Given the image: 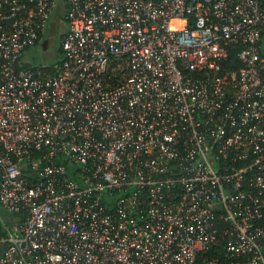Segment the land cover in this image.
<instances>
[{
  "label": "built area",
  "instance_id": "obj_1",
  "mask_svg": "<svg viewBox=\"0 0 264 264\" xmlns=\"http://www.w3.org/2000/svg\"><path fill=\"white\" fill-rule=\"evenodd\" d=\"M63 1L29 66L0 0V264H264V0Z\"/></svg>",
  "mask_w": 264,
  "mask_h": 264
},
{
  "label": "rangeland",
  "instance_id": "obj_2",
  "mask_svg": "<svg viewBox=\"0 0 264 264\" xmlns=\"http://www.w3.org/2000/svg\"><path fill=\"white\" fill-rule=\"evenodd\" d=\"M64 1L63 0H56V6L54 13L51 15V19L56 23L55 26V39L51 43V45L44 49L40 44L30 47L24 53V61L29 66H38V65H49L55 63L60 60L61 55L57 53V49L59 46V37L60 35L66 30V23L60 17L61 10L63 11ZM262 51L264 52V37L262 39ZM0 219L7 222L9 227L12 229L13 233H15V228L13 223L10 222L11 214L4 210L0 206Z\"/></svg>",
  "mask_w": 264,
  "mask_h": 264
},
{
  "label": "water",
  "instance_id": "obj_3",
  "mask_svg": "<svg viewBox=\"0 0 264 264\" xmlns=\"http://www.w3.org/2000/svg\"><path fill=\"white\" fill-rule=\"evenodd\" d=\"M54 34H55V22L51 21L49 33H48L47 37L44 39V41L42 42V47L44 49H46L49 46V44L51 43V41L53 39Z\"/></svg>",
  "mask_w": 264,
  "mask_h": 264
},
{
  "label": "flooded vegetation",
  "instance_id": "obj_4",
  "mask_svg": "<svg viewBox=\"0 0 264 264\" xmlns=\"http://www.w3.org/2000/svg\"><path fill=\"white\" fill-rule=\"evenodd\" d=\"M54 39H55V34H54V36H53V39H52L51 43L54 41ZM59 39H60V38H59ZM51 43L49 44V46L51 45ZM38 44H40V43H38ZM40 45L42 46V44H40ZM49 46H48V47H49ZM48 47H47V48H48Z\"/></svg>",
  "mask_w": 264,
  "mask_h": 264
},
{
  "label": "trees",
  "instance_id": "obj_5",
  "mask_svg": "<svg viewBox=\"0 0 264 264\" xmlns=\"http://www.w3.org/2000/svg\"><path fill=\"white\" fill-rule=\"evenodd\" d=\"M57 53H58V54L61 53L60 45L58 46Z\"/></svg>",
  "mask_w": 264,
  "mask_h": 264
}]
</instances>
